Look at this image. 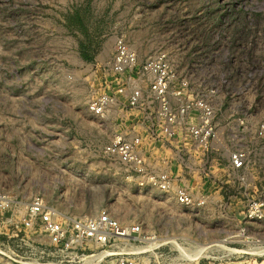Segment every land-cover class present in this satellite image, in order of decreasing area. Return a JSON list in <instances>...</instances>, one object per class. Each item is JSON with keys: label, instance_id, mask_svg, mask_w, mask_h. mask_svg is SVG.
I'll use <instances>...</instances> for the list:
<instances>
[{"label": "rangeland", "instance_id": "1", "mask_svg": "<svg viewBox=\"0 0 264 264\" xmlns=\"http://www.w3.org/2000/svg\"><path fill=\"white\" fill-rule=\"evenodd\" d=\"M118 37L140 61L166 52L194 88L217 89L226 128L210 150L249 146L262 157L264 140L245 131L234 140L228 122L246 112L251 121L264 118V0H0V189L20 197L44 190L64 210L107 209L140 222L159 242L176 240L189 258L174 242L168 246L182 264H264V243L254 242L264 241V223L241 217L248 198L264 192V171L242 180L222 154L152 143L179 180H221L205 204L184 207L173 192L142 188L103 155L136 112L123 107L125 95L106 118L87 106L111 90ZM241 227L246 234L239 235ZM235 234L238 241L230 242Z\"/></svg>", "mask_w": 264, "mask_h": 264}, {"label": "built area", "instance_id": "2", "mask_svg": "<svg viewBox=\"0 0 264 264\" xmlns=\"http://www.w3.org/2000/svg\"><path fill=\"white\" fill-rule=\"evenodd\" d=\"M110 71L111 90L92 96L87 104L89 112L97 118H106L113 105L122 104L120 98L124 95L127 103L123 107L136 112L130 114L134 124L116 132L103 146V155L118 161L142 188L173 192L176 203L184 207L205 204V198L196 200L187 186L178 184V176L167 168V158L151 159L145 150H150L152 143L177 144L175 148L182 147L188 152L192 147L203 152L210 150L218 138L217 89L194 88L186 77L179 76L166 52L140 61L136 50L123 37L115 41ZM236 115L232 121L234 140L244 131L264 140V118L255 122L247 112ZM248 147H237L230 153L231 170L242 180L246 174L264 171H259L254 149ZM62 207L58 197L50 200L44 190L20 197L13 190L0 189V264H182L180 261H184L172 257L173 249L168 246L171 242L181 249L176 240L159 242L155 234L144 231L140 222H124L107 209L91 214ZM243 218L253 223L264 222V192L248 198ZM245 227L240 228L239 235L246 234ZM236 237L237 234L230 242L238 241Z\"/></svg>", "mask_w": 264, "mask_h": 264}, {"label": "crops", "instance_id": "3", "mask_svg": "<svg viewBox=\"0 0 264 264\" xmlns=\"http://www.w3.org/2000/svg\"><path fill=\"white\" fill-rule=\"evenodd\" d=\"M232 121H233V118H230L229 117V129L232 130ZM217 124H218V137L220 138L221 136H223V132L225 130V122H222V119L219 118L217 116ZM217 138L216 140H214L212 142V146H211V149H217V145H216V141L219 139ZM214 144V145H213ZM187 151V150H186ZM261 151V158L257 159V162H258V166L260 167L259 171L261 170H264V150H260ZM146 154L149 155V157L152 159V158H158L159 156L157 155L158 153H155L153 150H145ZM188 152V151H187ZM209 154H222L224 156L227 157V160L229 162V165H230V153L231 151L229 152L228 150H208ZM164 154V153H162ZM213 161H215V159L213 158L212 159ZM164 164V163H162ZM231 168V167H229ZM171 169V172L174 174V175H178L176 174L172 168ZM257 177V176H256ZM256 180V178L254 177L253 180ZM255 180L253 182H255ZM229 181V180H228ZM177 182L178 184L180 185H185L188 187V189L190 190V192L193 194L194 198L196 200H199L200 198H205L206 201L205 203L208 201V199L211 197L212 194H215V193H218L220 191V189L222 188V184H221V180H209V179H205V180H202V181H197V183H195V185H192V184H187L185 183L182 179L179 180L177 178ZM212 193V194H210ZM245 207V206H244ZM241 217L243 218V211H242V214H241ZM244 219V218H243ZM264 223V222H263Z\"/></svg>", "mask_w": 264, "mask_h": 264}, {"label": "bare ground", "instance_id": "4", "mask_svg": "<svg viewBox=\"0 0 264 264\" xmlns=\"http://www.w3.org/2000/svg\"><path fill=\"white\" fill-rule=\"evenodd\" d=\"M174 239H172L171 241H173ZM256 241H258V240H255L254 242H256ZM260 241V240H259ZM262 241V240H261ZM152 243H157V241L156 242H154V240H152ZM264 243V241L263 242H259V247H261V244H263ZM216 245H219V246H221V247H225V245H224V243H222V242H220V241H218V242H216L215 243ZM206 247V246H205ZM205 247H202V248H205ZM209 247V246H208ZM180 248H181V250L185 253V251L183 250V248L180 246ZM202 248H201V250H202ZM229 250H235L234 248H231V247H227ZM253 254L254 253H256V251H251ZM261 252H262V254H264V246H262V248H261ZM186 254V253H185ZM187 255V254H186ZM187 257L189 258V256L187 255Z\"/></svg>", "mask_w": 264, "mask_h": 264}]
</instances>
